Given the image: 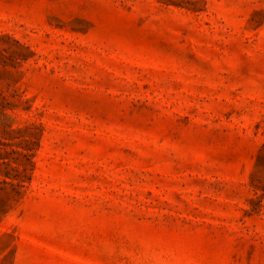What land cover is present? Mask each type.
Here are the masks:
<instances>
[{
  "label": "rangeland",
  "instance_id": "1",
  "mask_svg": "<svg viewBox=\"0 0 264 264\" xmlns=\"http://www.w3.org/2000/svg\"><path fill=\"white\" fill-rule=\"evenodd\" d=\"M0 264H264V0H0Z\"/></svg>",
  "mask_w": 264,
  "mask_h": 264
}]
</instances>
